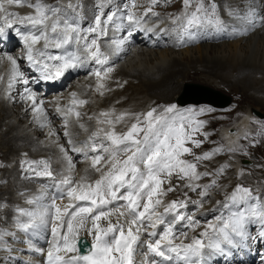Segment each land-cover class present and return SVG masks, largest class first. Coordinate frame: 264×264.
<instances>
[{
	"label": "snow or ice",
	"instance_id": "6c2138e0",
	"mask_svg": "<svg viewBox=\"0 0 264 264\" xmlns=\"http://www.w3.org/2000/svg\"><path fill=\"white\" fill-rule=\"evenodd\" d=\"M159 2L160 0H149V6L144 8L140 16L131 9L126 15L118 16L116 11L110 9L113 0H99L96 5L98 14L94 16V26L84 30L86 33L95 34L89 40L88 35H82L78 23V19L82 18L77 12L81 7L79 0L75 4L72 0H67L66 4H62L61 0H57L56 4L46 3L45 0H0V43L7 40L14 30L15 35L23 42L24 59L27 60L29 67L41 73L43 80L59 79L69 69L76 68L84 62V58L77 52H70L65 56H51L47 49L50 47L60 49L73 42L77 45L82 44L83 52L87 54L86 58L101 65V68L94 69L92 74L96 77L95 91L103 96L106 89L104 81L109 79L114 71L113 67H103L109 64L111 58L109 52L102 50L101 46L103 38L109 35V26L117 32L127 27L128 36L132 35L133 28L144 30L141 21L149 13L153 16L159 15L153 11ZM182 3L183 11L172 17V23L189 38H194L193 29L202 30L208 26L216 31L226 29L215 0H211L207 5L205 0H182ZM24 7L31 11L22 14L12 10ZM136 7L135 0H132L131 8ZM106 8L109 11L105 12ZM262 8L264 3L261 0L246 2L241 0L240 3L229 7L228 15L245 22L242 34H247L257 26H264ZM67 10H71L75 16L69 18ZM124 21H127L126 25ZM19 26H24V30ZM147 31L153 29L149 28ZM41 42L42 48L36 47ZM125 42L126 38L110 39L107 47L111 50V55H118L124 51ZM44 57L60 63L49 65L45 59H41ZM5 61L9 65L6 98L11 99L10 90L17 79L19 78L25 85L29 81L21 71L19 58L8 51H0V64ZM0 80H3L2 76ZM119 86L123 87V84ZM21 99L30 102V109L40 128L50 125L43 99H39L37 94L27 87L24 88ZM86 103L88 101L80 99L76 92H72L67 105L61 107L57 104L55 108V111L64 118L63 135L69 137L67 144L71 146L70 150L83 153L88 162L84 175L77 178L76 164L69 155V149L58 142L57 133L52 129H49L48 137L56 138L52 143L59 149L61 155L58 162L63 167L54 172L50 158L27 159V153L20 161L21 167L26 166L27 171L34 177L55 180L54 186L58 189L57 195L50 198V203H39L44 199L43 194L27 199L26 203L37 205L36 209L17 207L18 215L13 222V227L23 233L50 228L51 239L48 241L46 252L43 248H34L31 241H27L30 250L46 255L45 264H161L162 261L169 264H210L214 254H227L225 246H235L246 238L264 240V196L242 184H237L226 197V201L231 205H238L237 210L219 226L209 224L199 236H192L188 243L184 242L188 239L187 233H181L184 240H179L178 234L174 231L175 224L182 221H187V226L195 230L198 221L180 210L187 209L189 202L202 206V200H172L165 204L163 197L175 192L181 185L197 192L201 185L194 182L209 176L218 178L230 167L223 164L212 172H200L198 164L211 161L222 149L216 148L211 152L197 155L192 147L186 146L191 143L195 148L201 147L203 140L194 139V136L204 127L205 122L195 121L192 117L211 112L212 109L201 108L198 111L185 109L181 112L176 104H170L162 106L160 113H157L155 107L140 114L129 112L117 114L115 109L102 111L96 117V123L109 127L98 128L91 133L88 140L77 147L71 139L72 134L67 130L69 117L74 116L78 126L84 129V124L79 123L81 113L76 109ZM126 119L134 122L130 123L126 131L118 133L115 125L123 123ZM254 122L264 128V120ZM101 134L108 142L107 146L91 142ZM203 135L207 139L208 134ZM244 138H248V133H245ZM256 142L258 141L253 143ZM236 150L234 147L228 149L229 152ZM89 151L94 155L89 156ZM185 156H192L193 160L185 159ZM0 167H3L2 163ZM92 173L98 174V178L92 179ZM243 174V171L239 173ZM174 177L181 183L174 184ZM217 186V179L214 178L202 187L198 195L201 198L207 197L209 189ZM184 195L187 197V192ZM117 201L125 203L117 206L114 203ZM109 205L114 206L109 208ZM223 206L227 208L229 203ZM161 207L163 210L158 211ZM169 216L171 219H167ZM21 217L26 219L22 220ZM248 223L259 224L257 237L248 235L246 227ZM157 228H162V231L158 233ZM82 233L91 236L87 253L82 251ZM142 234L155 239L142 241ZM5 237H17V233L8 228H0V249L14 251ZM141 244H145L146 253L150 256L142 253V259L138 261L137 248ZM157 257L160 259L157 260ZM20 264L36 262L22 260ZM261 264H264V260Z\"/></svg>",
	"mask_w": 264,
	"mask_h": 264
},
{
	"label": "bare ground",
	"instance_id": "6f19581e",
	"mask_svg": "<svg viewBox=\"0 0 264 264\" xmlns=\"http://www.w3.org/2000/svg\"><path fill=\"white\" fill-rule=\"evenodd\" d=\"M223 1L230 2L233 5L241 2V0ZM24 8L14 9H20L18 11L20 12L23 11ZM94 35L95 34H90L91 37ZM105 44L106 42L102 40V48ZM17 46L18 44L16 41L8 38L1 45L0 51H8L11 54L12 50ZM183 50L188 59L186 63H183L178 59L179 57L176 55L179 53L178 51L171 49L144 48L137 45L130 46V44L127 43L126 53L119 58H123V61L120 60L119 63H116L115 65L117 67L115 77L128 79L129 81L137 80V83L130 86L128 81L124 89L114 90L112 94V102H115L123 96H127L128 99L126 101L133 104L140 102L145 103L146 101L149 102L155 98L158 99L157 101L169 102V99H167L168 97L165 98L162 94V92L165 91L167 93L166 96H170V101H176L179 103L183 101H206L216 103L215 100L206 97L205 90L200 92L202 91L201 88L189 86L187 83L190 70H199V68H201L202 71H198L197 76L208 80V82L203 81L209 86L212 85V88L219 89L216 86L223 84L232 89L231 91L233 92L240 93V91H237L236 89L242 90L246 97L245 100H250L248 101L251 104L248 108L249 111L255 108L261 110V105L264 107V26H257L251 33L241 36L233 41L218 44L204 43ZM46 51L52 56L53 50L51 48ZM116 57V55L111 56V60H114ZM121 61L122 63H120ZM4 64L5 63L0 64V70ZM105 66L107 67V65ZM83 74L82 71L69 69L61 80H51V82L57 84L56 87L58 90H63L70 82L83 85L86 83V80L82 79ZM178 74L180 75L177 77ZM158 75L159 77H157ZM180 82L181 84L183 83V90L177 97H175L181 88V84H179ZM23 86L24 85H22V87ZM179 86L180 88L177 89ZM5 89L6 87L0 84V90L3 91ZM128 90L132 91L128 93ZM189 93L192 94L187 96ZM184 95H186V97H183ZM195 98H200L201 100L195 101ZM120 104L121 103L117 105ZM249 114L250 112L239 122V131H243L248 124L250 118ZM54 127V124L50 123L49 126L40 128L28 103L18 104L17 102H13L10 104L3 99L2 95H0V150L3 151L2 154L4 156V160H0V163L3 164V167H0V169L6 166L10 169V158L12 155L19 150L24 149L20 146L28 144L35 138L45 139L47 141L54 139L55 137H48L49 129L55 130ZM227 128L228 127L225 129ZM223 132L224 134L228 133L227 130H224ZM48 144L52 146L54 145L52 142ZM223 164L225 163L215 164L214 170ZM231 171L232 167L230 166L225 170V173L222 176L218 178L215 177L218 186L210 188L207 197L201 198L199 196V200H202V206L206 205L208 207L200 208L201 211H195V213L193 211L194 209L192 210L187 207L185 215H192L194 219H222L223 216L219 214V210L224 207L223 205L225 203H227L225 194L230 186L237 184L236 180L229 181L232 177L225 182H222L226 175ZM239 173L240 171H237L236 173L233 172V176L238 179L240 177ZM206 178H208L209 181L202 184L201 189L212 180L210 179V176ZM257 185V187L253 188L254 192L263 193L264 182L258 181ZM11 187L12 184H0V199L9 200L11 198ZM201 189H199L198 192ZM188 192L192 196L198 195V192H193L190 189ZM195 206L201 205L196 204ZM185 222L186 221L180 222V225H183Z\"/></svg>",
	"mask_w": 264,
	"mask_h": 264
},
{
	"label": "rangeland",
	"instance_id": "374dc122",
	"mask_svg": "<svg viewBox=\"0 0 264 264\" xmlns=\"http://www.w3.org/2000/svg\"><path fill=\"white\" fill-rule=\"evenodd\" d=\"M152 49V48H151ZM181 51V52H180ZM180 51H178L179 53H177L176 55H177V57H179L178 59L181 61V62H183V63H186L187 62V56H186V54L183 52L184 50H180ZM183 52V53H182ZM181 55V56H180ZM121 60L123 61V58H121ZM122 61L120 62V63H122ZM119 63V62H118ZM182 63V64H183ZM116 65V64H115ZM118 65V64H117ZM184 67V66H183ZM198 71H202V69L201 68H199V70L198 69H196V70H190V72L188 73V75H189V80H187L188 82L187 83H196V84H204V85H208L206 82H208V80H206V79H203L202 77H198L197 76V72ZM181 74H183V73H181ZM180 74H178L177 75V77L179 76ZM200 75V74H199ZM157 77H159V75L157 76ZM186 79V78H185ZM206 81V82H204V81ZM184 81V80H183ZM185 82V81H184ZM136 84L137 83V80H132V81H129V84H130V86H132L133 84ZM179 84H181V82L179 83ZM183 84V83H182ZM182 84L180 85L181 86V88H180V86L177 88V89H179L180 88V90H179V92H177V95H175V97H177L180 93H181V91L183 90V88H182ZM231 85H232V83H231ZM209 86V85H208ZM212 86V85H211ZM211 86H209V87H211ZM215 87V86H214ZM216 87H218L219 89V92H222V93H224L225 95H227L228 96V99H229V101H231L229 104H231L232 106H234L233 105V102H234V104H237V106H235V109L233 110V111H231L229 114H226V113H220V114H217L216 116H214L215 117V119H214V117L211 119V123L212 124H214L215 126H224V127H228V126H231V125H233V123H235L242 115H244L245 114V112H247L248 111V108H249V106L251 105L248 101H250L249 99H248V101H246L245 100V95L243 94L244 92L242 91V90H240V89H236L237 91H240V93L239 92H233V91H231L232 89H230V88H228V87H226V86H224L223 84H219L218 86H216ZM125 88V87H124ZM123 88V89H124ZM191 90H194V89H191ZM195 90H197V89H195ZM130 91H132V90H128V93L130 92ZM184 91H185V88H184ZM184 91H183V93H184ZM200 91V90H199ZM192 92V91H191ZM200 92H203V90L202 91H200ZM182 93V94H183ZM162 94L164 95V97L166 98V97H168L167 99H169V101H170V96H166V92L164 91V92H162ZM181 94V95H182ZM192 93H189L187 96H190ZM239 95V96H238ZM243 95H244V97H243ZM127 97V96H126ZM175 97H174V99H175ZM183 97H186V95H184ZM243 100H242V99ZM241 101H240V100ZM153 100H158V99H153ZM195 101H200L201 99L200 98H195L194 99ZM157 102H159V103H163V104H165V103H168V102H165V101H157ZM171 102V101H170ZM236 102V103H235ZM239 102V103H238ZM241 102V103H240ZM141 104V103H140ZM242 107V108H241ZM261 114L264 116V107H263V105H261ZM237 109V110H236ZM242 110V111H241ZM234 112V113H233ZM229 115V116H228ZM220 117V118H219ZM228 117V118H227ZM217 118H218V120H217ZM222 118V119H221ZM230 118V119H229ZM224 119V120H223ZM230 120V121H229ZM222 121V122H221ZM226 122H228V123H226ZM220 123V124H219ZM225 123V124H224ZM249 123V122H248ZM252 152H254L256 155H257V157H259V155L258 154H261L262 155V153H263V155H264V145H262L261 147H258V148H256V149H250L248 152H247V154H242V155H239L238 157H242V156H245V157H249L251 154H252ZM234 160H236V161H238V166L239 165H241L240 163H239V160H237V159H235L234 158ZM260 160V161H259ZM254 162H263V160L262 159H260V158H257L256 160H254ZM247 170H248V167H245ZM246 171V170H245ZM250 172H252V171H250ZM244 173V172H243ZM245 174H243L242 175V179H247V183H249L250 181H249V177H243ZM240 178V177H239ZM238 184V183H237ZM199 190V189H198ZM198 190H197V192H198ZM204 207H208V206H195V209L193 210L194 211V213H195V211L196 212H200L201 211V209L202 208H204ZM199 208V209H198ZM201 208V209H200ZM200 210V211H199Z\"/></svg>",
	"mask_w": 264,
	"mask_h": 264
}]
</instances>
